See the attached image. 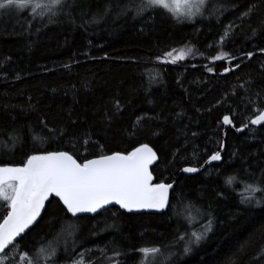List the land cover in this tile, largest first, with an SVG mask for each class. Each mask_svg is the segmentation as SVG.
<instances>
[{"label":"trees","instance_id":"1","mask_svg":"<svg viewBox=\"0 0 264 264\" xmlns=\"http://www.w3.org/2000/svg\"><path fill=\"white\" fill-rule=\"evenodd\" d=\"M67 2L72 7L51 23L30 20V12L0 15V163L20 164L37 148L91 159L100 154V146L111 154L147 143L159 156L152 168L156 182L175 186L164 213L112 207L96 216L73 217L52 197L20 243L33 248L54 241L70 222L80 231L64 234L56 264H73L81 254L85 264H139V249H163L211 218L212 231L205 239L188 253L183 242L175 243L165 252L173 256L163 264H264V204L240 202L247 194L245 183L264 171V126L239 133L221 124L223 115H234L241 127L254 118V107L264 108L257 98H264V55L258 52L264 48V31L259 30L264 0H208L204 16L184 22L164 9L135 18L131 11L119 14L115 6L129 0ZM213 4L225 6L218 17L209 14ZM109 5L112 11L92 22ZM252 5L251 18L238 19ZM230 24L233 34L221 48L220 36ZM185 46L193 49L188 61L157 60ZM241 49L257 54L228 74H222L224 68L233 65L208 59L221 50L239 56ZM117 100L120 111L114 107ZM138 117L144 119L137 123ZM221 143L220 163L182 172L202 167L221 151ZM198 210L210 217L202 218ZM6 214L0 202V219Z\"/></svg>","mask_w":264,"mask_h":264},{"label":"snow or ice","instance_id":"2","mask_svg":"<svg viewBox=\"0 0 264 264\" xmlns=\"http://www.w3.org/2000/svg\"><path fill=\"white\" fill-rule=\"evenodd\" d=\"M205 4L206 0H129L127 4H117L115 7L119 14L126 15L129 11L134 12V18L164 9L177 22H184L204 16ZM71 7L67 0H0V15L12 17L30 12V20L47 18L51 23L54 17L64 14L66 9ZM112 7L109 5L103 12L98 11L92 22H98L96 16L102 18L109 14ZM224 7V5L213 4L211 9H208L209 14L218 17L222 14ZM254 9L255 5L249 6L238 19L241 21L250 19ZM259 30L264 31V22H261ZM233 31L231 24L225 28L219 39L221 48L231 38ZM257 31L258 29L253 28L252 34L256 35ZM240 51L241 55L237 56L221 50L219 54L208 59L210 63L226 61L233 65L224 68L222 74H228L240 69L245 61L251 60L257 54V52L243 49ZM258 52L264 55V48L258 49ZM192 53L193 49L185 46L164 54L170 59L157 57V60L175 64L185 60ZM207 71L211 73L214 69L207 67ZM19 78L18 76L17 79ZM257 98L264 103V98H260L259 94ZM250 102L255 104L254 101ZM114 107L116 111H120L121 105L118 100L114 102ZM253 111L254 118H249L247 122L242 123L241 127H236L234 115H223L221 124L231 126L237 132L249 129L250 125L264 126V108L256 106ZM142 119L144 117H138L137 123ZM41 123L47 128L46 121ZM48 131L51 134L63 135L59 129H48ZM18 138V135L12 137L13 140ZM88 142L87 139L83 140V145L86 147ZM223 147L221 143V151ZM100 148V154L93 159H88L86 156L77 159L76 155L69 151H47L37 148L20 164L0 163V202H3L7 208V214L0 219V264H56L57 245L61 237L64 234L67 236L74 234L75 225L70 222H66L54 241L41 242L39 247L33 248L20 243L36 224L45 202L51 196L59 197L66 212L73 217L81 213H99L113 203L129 212L133 209L162 210L169 206V190L173 188V184L163 181L153 183L154 177L150 169L158 157L149 144L142 143L130 152L113 151L111 154H105L103 146ZM221 151L213 152L209 161L222 160ZM182 171L196 173L200 169L186 167ZM248 175L254 174L248 173ZM231 183L232 180L229 178L226 184ZM245 192L247 194L240 200L242 204H264V171L251 183H245ZM197 215H201L202 218L210 217V213H201L199 210ZM188 219L191 224L193 218L189 216ZM212 226L213 220L208 218L207 224H202L200 230L187 231L178 235L172 245H167L163 249L156 246L139 249L144 257L141 264H156L157 258H162L161 264H163V261L171 255L170 252L165 255L166 250L173 247L175 243L183 242V251L190 252L192 246L198 245L212 231ZM114 255L118 257L120 253L115 252ZM261 255L264 256V249H261ZM73 264H85L84 255L81 254ZM115 264H119V261L116 260Z\"/></svg>","mask_w":264,"mask_h":264},{"label":"water","instance_id":"3","mask_svg":"<svg viewBox=\"0 0 264 264\" xmlns=\"http://www.w3.org/2000/svg\"><path fill=\"white\" fill-rule=\"evenodd\" d=\"M225 126V129H228V128H232L231 126H226V125H224ZM250 126H252V125H250ZM232 129H234V128H232ZM240 133V132H239ZM150 147H152V146H150ZM153 148V147H152ZM224 149H225V147H223V150L221 151V156H222V153L224 152ZM154 150V149H153ZM155 151V150H154ZM157 157H158V159H157V161L151 166V171H152V168H153V166H155L158 162H159V156H158V154H157ZM95 158V157H94ZM91 159H93V158H91ZM207 161H209V159L207 160ZM222 160H220V161H209V162H205V164L202 166V167H199V169H200V171L203 169V168H205V167H207V166H210V165H212V164H218V163H220ZM183 172V171H182ZM183 173H185V174H187L186 172H183ZM152 174H153V172H152ZM153 177H154V180H153V183H157L156 182V180H155V176H154V174H153ZM171 184H173V188L172 189H170L169 190V203H170V198H171V191L174 189V186H175V182H173V183H171ZM52 197H55V198H58L59 200H60V198L59 197H56V196H51V197H49V199L45 202V206H44V208L42 209V211H41V216H42V214H43V212H44V210H45V208H46V204H47V202L52 198ZM60 202L62 203V205H63V202L60 200ZM112 207H117V208H120L121 210H123V211H125V212H129L128 210H126V209H123V208H121L119 205H117V204H115V203H113V204H111V205H108L107 206V208H106V210L107 209H109V208H112ZM168 208V207H167ZM167 208H165V209H162V210H158V209H140V210H136V209H133L132 211H131V213H134V214H141V213H164L166 210H167ZM103 211H105V210H101L99 213H101V212H103ZM99 213H81V214H78V216L77 217H82V216H96V215H98ZM70 214V213H69ZM71 215V214H70ZM41 216L38 218V220H37V222L39 221V219L41 218ZM72 216V215H71ZM36 222V223H37ZM35 225V224H34ZM33 225V226H34ZM32 226V227H33Z\"/></svg>","mask_w":264,"mask_h":264},{"label":"rangeland","instance_id":"4","mask_svg":"<svg viewBox=\"0 0 264 264\" xmlns=\"http://www.w3.org/2000/svg\"><path fill=\"white\" fill-rule=\"evenodd\" d=\"M208 0H206V2H207ZM181 7H182V5H181ZM174 55H175V53H174ZM192 56L190 55V56H188L185 60H182V61H178L177 63H175V64H179V63H182V62H185V61H188L190 58H191ZM164 59H170V58H168V57H166V58H164ZM172 64V63H171ZM75 229H76V227H75ZM77 231H80V228H78V229H76ZM76 230L74 231V234L76 233ZM64 236V235H63ZM63 236L61 237V239H60V241H59V244L57 245V251H58V246L60 247V245H61V241H62V239H63ZM165 255H168V254H166L165 253ZM173 255H170V257L169 258H171ZM168 258V259H169ZM144 259V257H143V254L141 253V261ZM167 259V260H168ZM161 260H162V258H157V261H156V264H158V263H160L161 262ZM141 261L139 262V264H141ZM160 261V262H159Z\"/></svg>","mask_w":264,"mask_h":264},{"label":"bare ground","instance_id":"5","mask_svg":"<svg viewBox=\"0 0 264 264\" xmlns=\"http://www.w3.org/2000/svg\"><path fill=\"white\" fill-rule=\"evenodd\" d=\"M202 171V170H201Z\"/></svg>","mask_w":264,"mask_h":264}]
</instances>
